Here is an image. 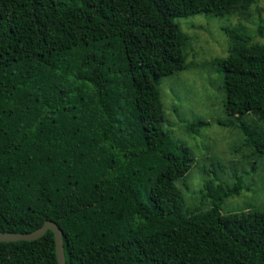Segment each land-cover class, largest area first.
I'll return each instance as SVG.
<instances>
[{"label":"trees","instance_id":"trees-1","mask_svg":"<svg viewBox=\"0 0 264 264\" xmlns=\"http://www.w3.org/2000/svg\"><path fill=\"white\" fill-rule=\"evenodd\" d=\"M258 2L0 0V231L53 220L67 264H264V210L221 212L242 175L210 179L211 208L186 209L177 182L194 157L164 127L160 90L189 67L177 17L246 14ZM224 30L230 119L219 124L264 156V128L246 119L264 122V43L242 22ZM0 264H59L53 231L0 242Z\"/></svg>","mask_w":264,"mask_h":264},{"label":"rangeland","instance_id":"rangeland-1","mask_svg":"<svg viewBox=\"0 0 264 264\" xmlns=\"http://www.w3.org/2000/svg\"><path fill=\"white\" fill-rule=\"evenodd\" d=\"M261 21H264V0H259L246 14L201 13L175 19L190 36L186 48L189 67L162 77L160 90L166 117L164 127L189 147L194 157L187 176L177 182L189 212L211 208L210 199L204 196L208 191L204 187L206 182L218 177L233 184L235 173L243 176L244 189L239 195L228 197L221 212L228 215L264 210V156H255L251 148L243 145L244 136L238 128L219 124L230 119L225 109L227 92L219 63L229 50L224 28L242 22L254 41L264 43V35L259 33ZM246 119L264 128L256 113L248 114ZM199 120L208 124L190 131L188 126Z\"/></svg>","mask_w":264,"mask_h":264},{"label":"water","instance_id":"water-1","mask_svg":"<svg viewBox=\"0 0 264 264\" xmlns=\"http://www.w3.org/2000/svg\"><path fill=\"white\" fill-rule=\"evenodd\" d=\"M48 230H52L55 235L56 254L59 264H67L64 248L63 230L57 222L46 220L42 226L31 232H3L0 231V242L35 240L44 236Z\"/></svg>","mask_w":264,"mask_h":264}]
</instances>
